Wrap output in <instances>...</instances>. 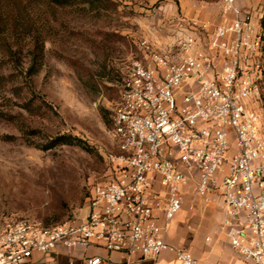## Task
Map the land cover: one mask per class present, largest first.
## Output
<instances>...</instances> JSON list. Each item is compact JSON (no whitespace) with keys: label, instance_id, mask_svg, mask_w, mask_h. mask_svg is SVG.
Wrapping results in <instances>:
<instances>
[{"label":"built area","instance_id":"obj_1","mask_svg":"<svg viewBox=\"0 0 264 264\" xmlns=\"http://www.w3.org/2000/svg\"><path fill=\"white\" fill-rule=\"evenodd\" d=\"M220 7L233 18L212 26L181 17L166 28L173 44L136 43L112 115L118 154L92 188L85 217L6 222L0 264H26L59 245L145 259L170 250L175 264H201L165 240L185 205L195 212L201 202L221 203L217 234L245 262L264 264L263 30L237 0ZM85 263L112 264L100 256Z\"/></svg>","mask_w":264,"mask_h":264},{"label":"rangeland","instance_id":"obj_2","mask_svg":"<svg viewBox=\"0 0 264 264\" xmlns=\"http://www.w3.org/2000/svg\"><path fill=\"white\" fill-rule=\"evenodd\" d=\"M221 3L72 0L64 7L42 6L32 15L36 25L20 40L19 63L9 62L0 72V231L8 221L51 225L85 217L92 188L107 174L110 156L118 154L112 115L136 43L163 40L167 25L190 7L210 12ZM259 6L263 16L264 0ZM35 35L43 42V58L33 74L29 50ZM60 135L75 143L55 144ZM206 210L201 202L197 214ZM200 224L187 233L192 244L218 246L214 222L212 234ZM173 232L171 222L166 234Z\"/></svg>","mask_w":264,"mask_h":264},{"label":"crops","instance_id":"obj_3","mask_svg":"<svg viewBox=\"0 0 264 264\" xmlns=\"http://www.w3.org/2000/svg\"><path fill=\"white\" fill-rule=\"evenodd\" d=\"M237 1L248 14L253 16L257 24L260 25V18L262 16L259 6L260 0ZM199 12L200 10L197 11V9L194 10L193 7H190L183 13V17L191 20L209 21L212 26L222 24L226 20H231L233 18L231 15L225 17L221 7H219L217 11L207 12V9H203L202 13ZM166 32H168V34L163 40H160V43L171 45L174 43L176 35H173L174 32L170 31V29H166ZM204 205L207 206V210L202 215L197 214V209L195 212H190L188 210V205H185L184 209L172 221L174 232L170 235H166V242L187 249L201 264H251L242 260L235 253L230 247L226 237L217 234V226L226 214L224 206H222L221 203ZM180 222L184 224V227L179 225ZM213 222L215 224L214 230L217 235L215 234L212 236L214 239L219 237L222 239H220L219 245L202 249V246H198L199 243L196 241L192 244V239L190 240V235L187 233L189 231L194 232L199 225L201 226L200 223H202L203 226L202 231L205 232L207 229L210 232L213 228V224H211ZM94 256L107 258L112 264H125L127 261L128 264H175V254L170 250L161 253L157 259H145L140 255H133L128 258L118 252L110 253L102 248L66 247L63 245H59L54 250L47 253L35 252L26 264H86L85 260Z\"/></svg>","mask_w":264,"mask_h":264},{"label":"trees","instance_id":"obj_4","mask_svg":"<svg viewBox=\"0 0 264 264\" xmlns=\"http://www.w3.org/2000/svg\"><path fill=\"white\" fill-rule=\"evenodd\" d=\"M72 0H0V72L6 64L12 62L19 63V54L21 53L20 40L29 29L36 25L32 15H36L40 7L54 9L55 7H64L70 5ZM260 26L263 30L264 41V13L260 20ZM33 48L29 50L30 54V70L33 74L38 73L42 66L41 59L43 58V42L39 36H33ZM14 46H17L14 49ZM264 50V44H263ZM0 80L3 76L0 75ZM264 81V80H263ZM262 87V101L264 105V85ZM2 112H0L1 114ZM13 139V137H7ZM76 138L70 135H60L54 139L55 144L75 143ZM53 144V143H52ZM49 147H45L48 149Z\"/></svg>","mask_w":264,"mask_h":264}]
</instances>
